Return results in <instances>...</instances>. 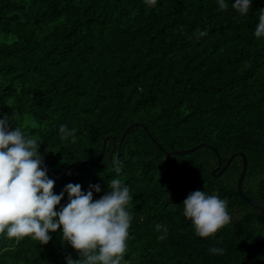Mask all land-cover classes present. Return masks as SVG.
Instances as JSON below:
<instances>
[{
	"label": "trees",
	"instance_id": "trees-1",
	"mask_svg": "<svg viewBox=\"0 0 264 264\" xmlns=\"http://www.w3.org/2000/svg\"><path fill=\"white\" fill-rule=\"evenodd\" d=\"M225 2L226 10L218 0H0V119L40 142L55 194L99 184L96 200L114 178L129 187L121 264H264V210L238 189L244 157L217 176L209 146L222 167L246 153L243 192L264 206V36L254 35L264 0L246 15ZM135 121L147 128L135 126L120 145ZM61 125L74 138L61 139ZM151 134L169 151L205 145L168 155ZM195 190L227 201L231 221L212 236H198L184 216ZM67 202L65 192L56 210ZM49 235L41 245L0 234V264L79 258L61 229Z\"/></svg>",
	"mask_w": 264,
	"mask_h": 264
},
{
	"label": "clouds",
	"instance_id": "clouds-1",
	"mask_svg": "<svg viewBox=\"0 0 264 264\" xmlns=\"http://www.w3.org/2000/svg\"><path fill=\"white\" fill-rule=\"evenodd\" d=\"M155 6L157 0H145ZM219 8L226 10L225 0H218ZM252 0H235L232 7L246 15ZM206 35L199 31L198 37ZM254 35L264 36V9H261ZM9 117L0 119V234L6 232L8 238L21 240L31 237L46 245L50 232L62 230V241L75 249L79 258L66 257L67 264H121L126 252V241L131 217L125 210L129 203V187L120 179L108 181L109 191L99 199H93V191L99 193V184H90L87 192L80 184L68 183L60 194H55V181L42 167L43 156L38 149L40 142L25 137L19 127L9 129ZM61 139L74 138L75 129L67 125L59 128ZM121 171L116 165V172ZM65 192L68 202L59 211ZM184 216L191 220L196 234L200 237L212 236L230 223L231 217L226 210L227 201L216 195H206L195 190L184 199ZM156 231L164 240L168 229L157 223ZM212 254L222 255L224 249L212 247Z\"/></svg>",
	"mask_w": 264,
	"mask_h": 264
},
{
	"label": "water",
	"instance_id": "water-1",
	"mask_svg": "<svg viewBox=\"0 0 264 264\" xmlns=\"http://www.w3.org/2000/svg\"><path fill=\"white\" fill-rule=\"evenodd\" d=\"M137 125H142L145 128H147L146 124H143L139 121H135L133 123H131L123 132L121 140H120V145L123 143L124 139L126 138L127 134L132 130V128H134ZM152 136V134H151ZM153 137V136H152ZM154 138V137H153ZM107 137L105 138L104 142H103V147L100 153V156L98 158L97 161H101L106 153V146H107ZM154 141L157 143V145L160 147L161 150H163L166 154L171 155V154H178V155H185L188 154L190 152L195 151L196 149H198L199 147H201L202 145H205L204 143H199L195 146L189 147V148H181V149H177V150H166L164 148V146H162V144L160 142L157 141L156 138H154ZM209 146L216 152L217 156H218V160H219V164L217 167H215L213 169V173L216 174L217 176L221 175L222 173H224L229 165L231 164L232 160L239 154H241L244 157V167L241 173V176L239 178L238 181V189L239 192L242 194V196L247 199L248 201H250L251 203H253L255 206H257L258 208L264 210V206L261 205L260 203L254 201L253 199L249 198L248 196H246L243 192V187H242V183L244 181L245 175H246V171H247V167H248V157L246 155V153L244 151H240V152H236L234 154H232V156L228 159L227 163L225 164V166L222 167L223 165V160L220 154V151L218 150L217 147H215L214 145L209 144ZM111 158H112V154H111ZM88 163H92V162H88ZM74 165V163L69 164L61 173H54V171H51V173L55 176H61L63 173H66L72 166Z\"/></svg>",
	"mask_w": 264,
	"mask_h": 264
}]
</instances>
